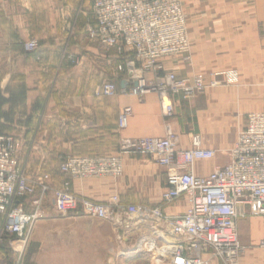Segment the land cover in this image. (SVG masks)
Listing matches in <instances>:
<instances>
[{
    "label": "crops",
    "instance_id": "0c3cea01",
    "mask_svg": "<svg viewBox=\"0 0 264 264\" xmlns=\"http://www.w3.org/2000/svg\"><path fill=\"white\" fill-rule=\"evenodd\" d=\"M181 2L189 59L165 58L164 68L180 76L203 73L207 79L216 73L222 83L187 99L172 96L174 115L166 119L156 93L138 101L128 92L131 82L118 70L125 55L89 38L91 0H0V133L20 139V166L29 181L59 187L69 180L73 193L92 200L116 194L126 205L156 206L166 168L148 154L125 153L116 179L71 178L58 166L70 155L116 153L122 137L163 136L166 126L180 134L182 148L199 134L203 147L216 150L212 160L196 163L197 174L228 161L234 129L245 126L247 114L264 111V0ZM30 38L38 47L27 52L22 44ZM106 80L116 84V94L95 96ZM125 106L131 113L119 129L118 114ZM37 196L36 191L22 201L24 211L33 209L30 200ZM186 206L181 197L163 211L179 215ZM40 207L43 216L26 240L2 231L0 220V264H121L131 254L151 262L136 248L138 239L151 233L147 225L115 227L103 219L58 215L50 191ZM249 220L247 243L257 246L258 221Z\"/></svg>",
    "mask_w": 264,
    "mask_h": 264
},
{
    "label": "built area",
    "instance_id": "2783aa9c",
    "mask_svg": "<svg viewBox=\"0 0 264 264\" xmlns=\"http://www.w3.org/2000/svg\"><path fill=\"white\" fill-rule=\"evenodd\" d=\"M91 1L94 24L88 27L89 38L125 55L118 70L131 82L128 92L138 101L156 93L166 119L174 115L172 96L181 94L187 99L222 83L216 73L207 79L203 73L180 76L164 68L165 57L189 59L185 54L190 39L181 0ZM22 45L32 52L38 41L30 38ZM116 92V84L106 80L94 95L112 97ZM130 113V106L121 109L119 129L126 127ZM20 144L18 137L0 133L1 229L16 238H28L43 216L40 206L50 191L58 215L103 219L115 227L149 226L151 233L140 237L136 248L148 253L152 264H238L243 246L237 220L250 213L260 219L258 246L264 247V112L247 114L245 126L227 151L228 161L205 175L197 174L195 165L212 160L216 150L203 147L199 134L190 136V147H180V134L169 126L163 136L120 138L116 153L70 155L59 163V172L71 178L116 179L122 174L125 153L148 154L166 168L165 187L156 206L126 205L116 194L105 201L92 200L73 193L69 180L59 187L33 183L20 166ZM36 191L38 196L30 200L33 209L24 211L22 201ZM181 197L187 201L183 213L163 211Z\"/></svg>",
    "mask_w": 264,
    "mask_h": 264
},
{
    "label": "rangeland",
    "instance_id": "374dc122",
    "mask_svg": "<svg viewBox=\"0 0 264 264\" xmlns=\"http://www.w3.org/2000/svg\"><path fill=\"white\" fill-rule=\"evenodd\" d=\"M87 1L88 0H86V2ZM165 58H168V57H165ZM165 58H163V60ZM234 130H235V136H237V133L240 130L239 127H237ZM218 144H219L217 146L218 149H222L224 147L222 144L219 143V141H218ZM232 144H233V141H231L229 143L227 148L230 149ZM250 218H253V219L258 221V226H259L260 232H261L260 219L255 213H250L248 216H246L245 218H243L241 220V224H238L239 241H240V244L243 246V250H242V253L240 255L238 264H264V247H260L258 245L255 246V245H251V244L247 243L248 233L245 230V227L248 225ZM35 248H32V250H35ZM134 255L135 254H131L130 257L133 256V258H134ZM133 258L132 257L127 258L126 261H123L121 264H152L150 262L149 257L146 255H144L142 257L138 256L137 259L136 258L133 259Z\"/></svg>",
    "mask_w": 264,
    "mask_h": 264
},
{
    "label": "trees",
    "instance_id": "16d2710c",
    "mask_svg": "<svg viewBox=\"0 0 264 264\" xmlns=\"http://www.w3.org/2000/svg\"><path fill=\"white\" fill-rule=\"evenodd\" d=\"M111 81V80H110ZM6 134V133H5Z\"/></svg>",
    "mask_w": 264,
    "mask_h": 264
}]
</instances>
